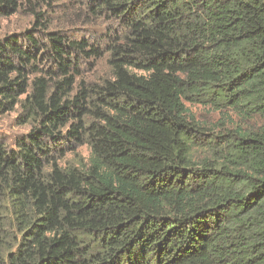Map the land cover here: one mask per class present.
<instances>
[{
    "label": "trees",
    "instance_id": "16d2710c",
    "mask_svg": "<svg viewBox=\"0 0 264 264\" xmlns=\"http://www.w3.org/2000/svg\"><path fill=\"white\" fill-rule=\"evenodd\" d=\"M83 1L121 25L100 82L80 62L104 51L51 31L47 0L0 39V113L31 126L0 142V264H264V0ZM67 142L88 159L61 164Z\"/></svg>",
    "mask_w": 264,
    "mask_h": 264
},
{
    "label": "rangeland",
    "instance_id": "374dc122",
    "mask_svg": "<svg viewBox=\"0 0 264 264\" xmlns=\"http://www.w3.org/2000/svg\"><path fill=\"white\" fill-rule=\"evenodd\" d=\"M44 1V0H33ZM50 4L43 2V6L38 7L39 10L46 12L47 19L51 20V31H60L66 36L74 39H85L104 51V55L100 59H82L80 62L81 76L90 82H100L111 75L109 65L108 48L121 32V25L117 21L99 18L92 21L86 17L88 14L83 0H47ZM23 7L17 13L0 19V39L10 34H21L25 30L34 29V18L29 13L27 0H23ZM35 32V31H34ZM35 37L41 44L47 43L46 35L43 31H37ZM190 112L196 118L206 124H217L222 119L227 120L228 111H215L209 106L201 104L186 103ZM19 109L8 113H0V142L9 148H15L19 139L24 137L30 130V125H23L18 122ZM68 145L64 143L62 146L66 148L64 158L60 163H77L81 158L88 159L90 149L86 145L76 146L75 151H70ZM78 154V155H76Z\"/></svg>",
    "mask_w": 264,
    "mask_h": 264
}]
</instances>
